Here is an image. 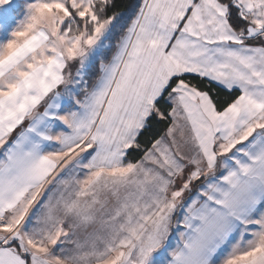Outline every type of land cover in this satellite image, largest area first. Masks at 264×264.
<instances>
[{
	"label": "snow or ice",
	"instance_id": "obj_1",
	"mask_svg": "<svg viewBox=\"0 0 264 264\" xmlns=\"http://www.w3.org/2000/svg\"><path fill=\"white\" fill-rule=\"evenodd\" d=\"M0 264H264V0H0Z\"/></svg>",
	"mask_w": 264,
	"mask_h": 264
}]
</instances>
